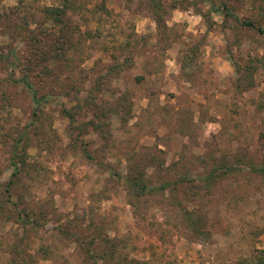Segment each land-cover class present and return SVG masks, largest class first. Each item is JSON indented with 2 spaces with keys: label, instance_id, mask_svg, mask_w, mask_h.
Instances as JSON below:
<instances>
[{
  "label": "rangeland",
  "instance_id": "obj_1",
  "mask_svg": "<svg viewBox=\"0 0 264 264\" xmlns=\"http://www.w3.org/2000/svg\"><path fill=\"white\" fill-rule=\"evenodd\" d=\"M63 1L0 0V52L31 60L32 36L54 31L44 9ZM150 1L77 0L81 9L69 12L68 58L46 79L34 78L49 95L29 126L27 153L38 170L23 176L18 204L10 203L42 225L24 229L13 212L0 219V264L257 263L264 249V173L255 171L264 166V62L256 60H264V34L201 0H161L159 27ZM224 2L264 25V0H216ZM24 74L17 67L16 77ZM247 74L251 86L241 79ZM11 75L0 61L1 185L12 173L10 147L34 110ZM139 170L152 192L137 195L126 183Z\"/></svg>",
  "mask_w": 264,
  "mask_h": 264
},
{
  "label": "trees",
  "instance_id": "obj_2",
  "mask_svg": "<svg viewBox=\"0 0 264 264\" xmlns=\"http://www.w3.org/2000/svg\"><path fill=\"white\" fill-rule=\"evenodd\" d=\"M76 1L77 0H64L63 5L61 7H46L44 9L43 13L47 17L48 21H52L54 23V31L44 32V30L41 29V37L39 36V34L32 36L35 49L34 51H31V60L23 63V61L20 60L18 54H16V50L14 49L8 52H0V61L4 62V66L12 72L10 83H12L13 85H22L26 88V90L31 94V99L34 108L33 117L30 123L24 127V129L20 132L19 137L15 139V141L10 147L9 163L12 168V173L6 182L2 183V185L0 184V187L2 186V190L0 192V219H3L10 212H13L14 215H16L17 222L24 229H38V227L42 225L41 218L34 217L32 213H28L23 209H13L10 207V203L13 202V199L15 198V196H17L18 187H21L20 183L23 179V176L26 175L31 168L38 170L36 165L29 161L27 153V148L30 146L32 138V130L29 128V126L35 124L37 118L39 117V112L42 105L49 100V95L41 93L40 89L35 85L34 78L41 77L46 79L49 75L53 73V71H55L57 62H62L63 59L68 58L69 51L73 45L70 30L67 31L66 28L68 27L67 19L69 12H77V10L79 11L81 9L77 5ZM201 1L210 3V10L214 13L224 16L225 20H233V22L238 24L240 27L248 28L251 30H257L258 32L264 34V25H259L255 22L254 19L251 18L238 17L234 9L229 6L227 2H224L221 5H217L216 0ZM150 6H152L151 9L153 10L154 17L158 26L164 27V15L166 13V9L163 5V2L161 0H151ZM24 20L27 21V16H24ZM18 26L21 28L24 26V24H18ZM48 35L50 36L49 38H47ZM53 39L55 43L51 44L50 41ZM256 62L259 64L263 63L264 60L257 59ZM253 64L254 62L251 63V66H253ZM20 66L24 68L25 74L22 77H16V69ZM237 72L241 73V75L239 76L242 77L243 72H241L240 70H237ZM241 79H244L247 86H251V84H253L252 74H247L246 77ZM255 171L264 173V166L256 167ZM184 182V178L179 180V183ZM126 183L128 184L129 188L136 192L137 195L146 194L147 192H152L154 190L149 184V182L145 179L144 171H130L129 174H127L126 176ZM168 185L169 183H164L160 185V189L165 190L167 189ZM17 204L18 203L13 202V205L15 207ZM184 213L186 217L185 219H188L189 224L193 227V229L198 234L202 235V227L200 226L202 224L198 225L196 220L193 219V212L188 209H185ZM61 229H64V227L62 226ZM16 237L17 241L14 244V248L18 250L21 244L23 243V238L19 236L18 232L16 233ZM16 252L20 253L19 251ZM89 253L91 254V250L88 251V254ZM90 254L89 256H91ZM107 256L109 257L108 251L104 255H102L101 258L106 261L108 259ZM258 258L259 259L255 264H264V249L261 250V253ZM94 263L97 264V262L95 261ZM23 264L31 263L26 259L23 261ZM127 264L140 263L135 260H130L127 262Z\"/></svg>",
  "mask_w": 264,
  "mask_h": 264
}]
</instances>
